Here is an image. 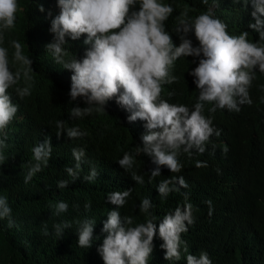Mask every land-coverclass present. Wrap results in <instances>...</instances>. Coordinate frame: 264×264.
I'll return each mask as SVG.
<instances>
[{
    "label": "trees",
    "instance_id": "1",
    "mask_svg": "<svg viewBox=\"0 0 264 264\" xmlns=\"http://www.w3.org/2000/svg\"><path fill=\"white\" fill-rule=\"evenodd\" d=\"M171 5L173 13L164 22L175 46L181 43L182 32H177L179 20L187 11L195 18L212 9L216 18L227 25L229 35L249 33L250 42L259 41L258 33L249 28L255 23L251 13L252 0L245 5L243 0H160ZM218 4V6H217ZM15 26L0 29V47L8 50L9 67L13 72L23 73L24 66L13 60L12 41L21 43L23 54L33 63L30 79L21 74L14 86L30 88V95L19 97L14 88L8 89L18 111L13 120L0 134L4 145L0 147V197L6 198L11 208L9 218L0 219V264H104L97 248L102 245L107 233L102 232L103 223L110 210H118L122 218L131 217L135 227L153 220L157 227L153 237V251L148 264H187L189 254L199 258L207 253L212 264H264V73L255 72L249 91L252 103L240 105V111L217 108L204 103L203 115L212 119L215 133L205 142V151L193 148L190 152L179 151L182 165L179 173H171L161 166V175L150 178L156 168L147 155H136V146L145 134L144 121L128 122L130 115L116 103L115 97L104 106V111L95 108L91 115L70 118L72 107H86L83 99L75 101L69 96L72 72L56 63L46 45L53 41L49 31L51 20L59 14L57 0H17ZM44 11H39L40 7ZM138 5L133 10H138ZM49 13L51 15H49ZM85 35L78 40L65 37L63 46L65 62L74 57L82 59L90 45L83 43ZM193 46L198 45L189 32ZM196 57H180L173 62L169 75L175 76L172 83L162 85L161 99L169 104L173 100L184 101L189 110L198 102V92L189 72L198 64ZM58 120L64 121V132L59 137ZM78 128L86 135L75 139L66 136L68 128ZM49 138L52 146L48 163L25 182L30 168L35 163L32 149ZM82 148L83 157L79 177L73 178L65 171L75 166L72 149ZM134 158L133 167L127 171L118 160L124 153ZM206 164L197 167V163ZM92 168L98 172L93 181L84 179ZM143 177V183L132 179ZM182 176L188 187H180L175 177ZM173 180L166 197L159 195L157 187L164 180ZM68 181V186L58 187V182ZM131 189L125 204L117 209L108 202L112 192ZM150 199L153 207L141 212L143 199ZM59 202L68 205L66 212L55 214ZM210 202V204H209ZM192 205L194 223L181 234L179 260L164 259L165 250L158 234L159 223L166 214L177 207ZM211 208V214H210ZM91 220L94 224L93 242L89 248L78 246V228ZM64 229L62 237L56 234V225Z\"/></svg>",
    "mask_w": 264,
    "mask_h": 264
},
{
    "label": "clouds",
    "instance_id": "2",
    "mask_svg": "<svg viewBox=\"0 0 264 264\" xmlns=\"http://www.w3.org/2000/svg\"><path fill=\"white\" fill-rule=\"evenodd\" d=\"M207 3V0H203ZM234 3L239 0H233ZM216 3V0H214ZM246 5L248 0H243ZM138 5V10H133ZM254 11L251 13L255 23L249 28L257 32L259 41H264V0H252ZM218 6V4H217ZM59 14L51 20L49 31L54 34L53 41L46 45L56 63L70 70L71 100L78 97L83 99L86 107H72L70 118L91 115L93 109L104 111V106L114 97L116 103L130 112L128 122L144 121L145 134L140 137L141 144L136 146V155H147L156 168L151 171L150 178L161 175V166L171 173H179L182 165L178 161L181 149L190 152L193 148L200 153L205 151L204 144L214 133L212 119L202 113L204 103L213 104L209 111L217 108L229 111H240V105L251 104L248 89L258 70L264 73V44L250 42L249 33L242 31L239 35H229L227 25L216 18L212 9L204 11L194 19L189 18L188 12L182 13L177 32H182L181 43L175 46L171 35L165 30L164 22L173 13L171 5L163 4L160 0H57ZM17 0H0V29L8 30L15 26ZM39 11L43 12L41 6ZM49 15H51L49 13ZM191 32L197 46L191 39L186 38ZM85 35L83 43L90 45L85 50L82 59L75 57L65 62V37L78 40ZM14 48L13 60L24 66L13 72L9 67L8 50L0 47V134L18 111L13 104L8 89L14 88L21 78L30 79L29 72L33 63L29 56L23 54L21 43L12 41ZM196 57L197 66L189 72L198 92V102L193 110L184 106V101L173 100L171 104L162 100V85L175 81V76L169 75L173 62L180 57ZM16 94L23 98L30 95L29 87H15ZM56 127L59 137L64 132V121L58 120ZM86 135L78 128H68L66 136L69 139ZM4 141L0 140V147ZM35 163L25 177V182L41 170V164H47L52 152L50 139H45L33 149ZM85 155L84 149H72L75 166L65 171L75 181ZM4 157L0 154V160ZM118 164L125 171L131 169L134 158L124 153ZM197 167L206 164L198 162ZM98 175L92 168L84 179L93 181ZM137 183H143V177L133 175ZM180 187L187 188V182L182 176L173 178ZM173 180L159 183V195L166 197ZM68 186V181L61 180L58 187ZM131 189L123 192H112L107 196L109 203L122 207ZM210 204V202H209ZM153 207L150 199L145 198L139 205L141 212L151 213ZM68 205L59 202L55 206V214L66 212ZM211 214V208H210ZM11 208L6 198L0 197V219L9 218L12 221ZM194 223L192 205L187 204L183 209L177 207L173 213L166 214L158 226V234L165 250L164 259L179 260L181 256V234L188 230V225ZM94 224L91 220L84 221L78 228V246L89 248L93 242ZM131 217L122 218L118 210H110L107 220L103 223L102 232L107 233L102 245L97 248L104 264H148L153 251V237L157 227L153 220L135 227ZM68 224L56 225V234L62 237ZM187 264H212L207 253H201L199 258L189 254Z\"/></svg>",
    "mask_w": 264,
    "mask_h": 264
}]
</instances>
